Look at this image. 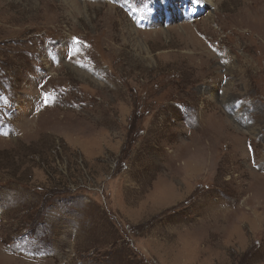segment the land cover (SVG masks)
Returning <instances> with one entry per match:
<instances>
[{"label": "rangeland", "instance_id": "obj_1", "mask_svg": "<svg viewBox=\"0 0 264 264\" xmlns=\"http://www.w3.org/2000/svg\"><path fill=\"white\" fill-rule=\"evenodd\" d=\"M0 117V264H264V0H0Z\"/></svg>", "mask_w": 264, "mask_h": 264}, {"label": "snow or ice", "instance_id": "obj_2", "mask_svg": "<svg viewBox=\"0 0 264 264\" xmlns=\"http://www.w3.org/2000/svg\"><path fill=\"white\" fill-rule=\"evenodd\" d=\"M192 2H193V3H196V4H199V3H200V0H192ZM72 43H73L74 45H79V44H81L82 42L79 40V38H77V37H72ZM85 46H87V45H85ZM42 99H43V103H44L45 105H47V104L49 103V101H50L52 98L50 97L49 94H47V93H43V94H42ZM3 103L7 104L8 101H7L6 99H4V100H3ZM0 121H2V117H0ZM248 151H249V152L252 151V147H251V145L248 146Z\"/></svg>", "mask_w": 264, "mask_h": 264}]
</instances>
